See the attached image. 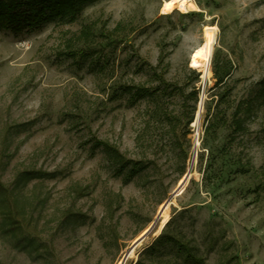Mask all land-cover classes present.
I'll list each match as a JSON object with an SVG mask.
<instances>
[{"label": "rangeland", "instance_id": "374dc122", "mask_svg": "<svg viewBox=\"0 0 264 264\" xmlns=\"http://www.w3.org/2000/svg\"><path fill=\"white\" fill-rule=\"evenodd\" d=\"M164 1L98 0L73 22L0 30V183L18 178L10 202L0 192V264H119L132 246L123 264H186L171 244L150 250L163 233L201 264H264V0H193L168 15ZM207 28L204 77L192 57ZM129 85L159 89L129 105ZM237 105L245 130L230 147L228 129L205 134L215 106L230 118ZM98 141L145 168L118 173Z\"/></svg>", "mask_w": 264, "mask_h": 264}, {"label": "trees", "instance_id": "16d2710c", "mask_svg": "<svg viewBox=\"0 0 264 264\" xmlns=\"http://www.w3.org/2000/svg\"><path fill=\"white\" fill-rule=\"evenodd\" d=\"M98 0H0V30H21L23 28H37L43 23L59 20L65 22H73L80 15L81 11L85 6ZM213 76L216 79V85L223 83L225 77L229 75V70L227 66L222 64L218 67L216 61L213 64ZM156 79L159 83L163 85L162 87L167 90L170 84H164L162 79V74L155 73ZM159 84V85H160ZM224 84V83H223ZM177 90V88L173 87ZM150 90L142 86H124L122 91L127 92L129 97L127 102L129 105H134L139 100L152 97L156 91ZM194 93V92H193ZM195 94V93H194ZM220 100H226L228 104V97L223 93L219 96ZM247 108H242V106H236L234 111L230 114V118H226V115L222 110L215 106L213 112L211 113V118L207 121V126L205 127V134L215 133L220 128H226L229 130V134L226 138L225 146L230 147L234 141L235 137L245 130L244 117L241 115L242 112L246 111ZM208 116V115H207ZM191 122V118L187 120V123ZM95 146L104 149L109 156L110 163L116 165L115 170L121 173L123 170H127V177H133L137 173L141 172L145 165L141 164L140 161H132L125 159L113 146L106 144L105 142L98 141ZM237 171L241 173H246L250 169V164L248 162L238 163ZM25 180L38 179L44 176H51L45 172H40L37 170H29L22 173ZM18 178L16 179V181ZM16 181L13 182L11 189L4 187L0 183V192L4 196V200L10 202V195H12L13 188L16 185ZM6 217L11 220L12 217L18 216L10 208L6 211ZM12 221V220H11ZM170 221L167 223V226ZM166 244H171L175 247L176 256L181 257L186 264H201L202 258H199L192 246L188 245L185 241H182L177 236L172 233H163L156 239L155 244L150 246V250L153 252L154 249L158 250L161 248V252L165 249ZM171 249V248H170ZM167 264H177V262H169Z\"/></svg>", "mask_w": 264, "mask_h": 264}, {"label": "bare ground", "instance_id": "6f19581e", "mask_svg": "<svg viewBox=\"0 0 264 264\" xmlns=\"http://www.w3.org/2000/svg\"><path fill=\"white\" fill-rule=\"evenodd\" d=\"M196 6L193 2V0H165L162 3L161 6V14L168 15L171 14L174 11H179L181 13H186L188 11H191L195 9ZM214 31L213 28H207L204 31V42L202 45V48L195 52V54L192 57L193 64L201 71L203 76H208L209 74V63L210 58L212 54V45L214 42ZM200 99L204 101V92L202 91V94L200 96ZM197 124V123H196ZM198 144V138L197 133H195L194 136V151H193V160H195L196 156V147ZM190 168L188 169L185 177L181 180L179 187L176 191H174L173 194L180 192L182 187L185 185L186 181L188 180L190 176ZM173 194L169 197V199L161 206V209L159 211V217L161 218V223H163L166 219L165 210L166 207L170 201V198L173 196ZM133 246L128 249V251L125 254L124 261L132 254ZM121 261L119 264H123L124 261Z\"/></svg>", "mask_w": 264, "mask_h": 264}, {"label": "water", "instance_id": "95a60500", "mask_svg": "<svg viewBox=\"0 0 264 264\" xmlns=\"http://www.w3.org/2000/svg\"><path fill=\"white\" fill-rule=\"evenodd\" d=\"M202 104H203V101L200 99V101H199V109H201V107H202ZM143 237H141L136 243H135V245L142 239Z\"/></svg>", "mask_w": 264, "mask_h": 264}]
</instances>
